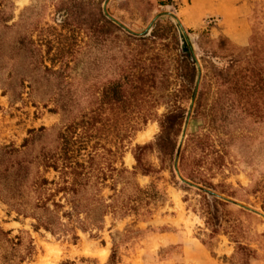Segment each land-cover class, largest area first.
Returning <instances> with one entry per match:
<instances>
[{"label": "rangeland", "instance_id": "obj_1", "mask_svg": "<svg viewBox=\"0 0 264 264\" xmlns=\"http://www.w3.org/2000/svg\"><path fill=\"white\" fill-rule=\"evenodd\" d=\"M187 11L197 13L188 23ZM168 22L163 40H186L194 52L198 102L175 104L174 176L155 149L142 155L149 171L130 174L134 145L154 140L175 85L157 104L135 103L152 113L144 124L126 100L114 108L100 92L125 80L137 44ZM165 71L171 79V66ZM69 124L74 159L94 153L106 176L127 170L86 193L120 200L128 181L153 196L136 212L104 214L98 226L68 222L56 189ZM180 151L201 158L213 184L206 191L222 202L216 233L204 224L198 186L179 176ZM53 161L56 169L46 166ZM42 177L54 183L41 187ZM39 199L60 222L52 232L37 225ZM0 264H264V0H0Z\"/></svg>", "mask_w": 264, "mask_h": 264}, {"label": "trees", "instance_id": "obj_2", "mask_svg": "<svg viewBox=\"0 0 264 264\" xmlns=\"http://www.w3.org/2000/svg\"><path fill=\"white\" fill-rule=\"evenodd\" d=\"M111 22L115 24L113 21ZM172 27L169 22L166 24H153L148 36H144L142 41L137 44L141 49L136 50V54H133L134 57L129 59L130 70L125 73V80L110 82L100 92L101 102L111 103L114 108L123 99L126 100L128 102L127 113L130 114L136 111L137 115H139L140 123L144 124L152 113L147 108L136 107L135 103L139 100H150L152 103L157 104L159 99L164 97L161 94H164L171 86L175 85L169 94L170 97H173L170 103L171 108L159 119V132L154 140L151 143L134 145L132 156L135 166H133L130 174H134L137 170L143 174L147 173L149 169L144 165L142 155L147 149H155L159 154L161 165H164L166 161L170 162L168 170L171 176H174L172 168L174 156L177 153L175 136L182 117L181 110L177 111L179 106L175 104L179 100L188 99L190 101L192 98L194 102H198V99L194 98V94L199 70L190 43L185 40V37L184 45L180 44L175 36L174 44L171 46H169V42L163 40L167 38L163 32L173 31ZM220 44L221 40L219 39L217 40V46ZM202 51L205 52L204 55L206 56L207 50ZM251 55H254V53ZM167 64L171 66L173 71L171 79L170 75L165 71ZM249 71L251 75L254 74L252 69H249ZM167 101L170 100L167 99ZM70 129L71 125L69 124L65 127V133L61 132L64 145L61 152V186L56 189L61 190V200H63L61 208L64 205L67 207L66 210L61 212V215L65 216L68 222L73 221L82 229L98 226L104 214L108 212L120 214L128 211L136 212L138 205L143 203L142 201L145 198L153 196V193L138 187L134 182L128 181L127 184L130 185V189L125 197L120 200H118V197H112L110 202L105 203L97 194L86 193L88 186L96 187L98 183H103L106 177L111 178L113 185L119 173L122 171L127 172V170L111 167L109 169L110 176H106L101 167L94 162V153L88 152L85 158L74 159V156L71 155V150L66 148V144L69 143L65 134L69 133ZM128 129L133 132L138 127H136L135 122H128ZM79 145L84 146L85 142L82 141ZM177 160L180 178L187 183L197 185L198 190L201 192L198 208L203 215L204 224L209 229L210 234L218 232L222 221L220 215L222 202L214 194L206 191L207 188H212L213 184L203 174V169L200 167L201 158H194L190 154L180 151ZM46 166L56 169L54 161ZM38 182L41 187L42 185L44 187L46 184L54 183L44 177L40 178ZM182 186L188 187L185 184ZM37 203L35 206L43 211V215L35 216L37 225L52 232L55 224L60 222L57 221V218L55 219L50 215L51 211L45 205V200L39 199ZM52 204L55 206L59 205L55 202H52ZM15 210L16 212L22 211L19 207H16ZM61 225L64 226L65 223L61 222ZM61 230L67 231L71 230V228L61 227ZM112 259L113 253L109 256V263L112 262Z\"/></svg>", "mask_w": 264, "mask_h": 264}, {"label": "crops", "instance_id": "obj_3", "mask_svg": "<svg viewBox=\"0 0 264 264\" xmlns=\"http://www.w3.org/2000/svg\"><path fill=\"white\" fill-rule=\"evenodd\" d=\"M189 11V10H188ZM188 11L186 12V17L184 18L186 20V22L188 23L189 21L193 20V18L196 16L197 13H194L192 15V17H190L187 13ZM236 38L238 37V34L235 36Z\"/></svg>", "mask_w": 264, "mask_h": 264}, {"label": "bare ground", "instance_id": "obj_4", "mask_svg": "<svg viewBox=\"0 0 264 264\" xmlns=\"http://www.w3.org/2000/svg\"><path fill=\"white\" fill-rule=\"evenodd\" d=\"M148 134L146 133V134H144V135H142L143 137H146Z\"/></svg>", "mask_w": 264, "mask_h": 264}]
</instances>
